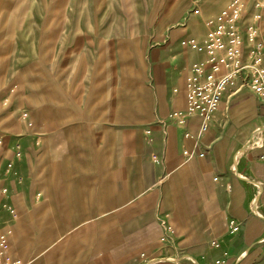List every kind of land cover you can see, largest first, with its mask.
Listing matches in <instances>:
<instances>
[{"label": "rangeland", "instance_id": "374dc122", "mask_svg": "<svg viewBox=\"0 0 264 264\" xmlns=\"http://www.w3.org/2000/svg\"><path fill=\"white\" fill-rule=\"evenodd\" d=\"M231 1L0 0V181L23 179L9 198L16 217L0 211L9 258L131 262L137 247L128 233L137 213L103 210L106 178L97 185L96 177H106L107 151L114 152L115 169L122 167L118 152L130 129H140L147 164L154 163L153 137L144 133L169 125L177 111L163 110L154 67L189 58L181 43L203 34ZM244 1L252 11L253 0ZM173 90L181 91L174 80L167 95ZM15 144L22 155L7 171ZM147 186L148 197L154 185ZM129 188L136 190L137 182Z\"/></svg>", "mask_w": 264, "mask_h": 264}, {"label": "crops", "instance_id": "0c3cea01", "mask_svg": "<svg viewBox=\"0 0 264 264\" xmlns=\"http://www.w3.org/2000/svg\"><path fill=\"white\" fill-rule=\"evenodd\" d=\"M190 54L189 62L180 56L174 65L154 67L156 94L165 112L185 109V77L198 59ZM172 80L181 91L168 96ZM140 92L150 97L143 86ZM169 121L144 133L152 134L154 163L147 164L148 146L140 129H130L123 132L118 152L122 167L115 169L114 152L107 151L106 177L104 172L96 177L97 185L106 178L103 210L133 212L139 218L128 233L129 243L137 247L129 264H264V104L249 92L244 78H238L223 94L205 130L198 117L183 126ZM131 181L137 182L136 190L129 188ZM22 182L17 176L1 179V190L8 191L3 196L0 190L1 203L10 205V196ZM147 183L154 185L148 197ZM0 211L4 212L1 207ZM161 214L168 215L171 227L164 241L157 220ZM230 221L238 225L236 233H230Z\"/></svg>", "mask_w": 264, "mask_h": 264}, {"label": "built area", "instance_id": "2783aa9c", "mask_svg": "<svg viewBox=\"0 0 264 264\" xmlns=\"http://www.w3.org/2000/svg\"><path fill=\"white\" fill-rule=\"evenodd\" d=\"M194 14L199 16L197 8ZM181 45L197 55L198 59L189 65L185 77V109L174 111L169 117L175 125L183 126L188 119L198 117L201 130H205L223 94L234 86L238 78H244L249 92L264 104V0H253L250 12L244 0H232L206 23L203 34L191 37ZM21 117L26 118V114ZM21 155L20 145L15 144L13 159L5 164L7 171L13 169L14 162ZM183 155H186L185 151ZM7 192L6 188L1 190L3 196ZM0 207L12 219L16 217L9 204L1 203ZM157 220L164 231V237L161 238L164 241L171 234L168 215L161 214ZM229 228L230 233L238 231V225L233 221L229 222ZM0 264H21L19 260L8 257L7 241L2 232Z\"/></svg>", "mask_w": 264, "mask_h": 264}, {"label": "bare ground", "instance_id": "6f19581e", "mask_svg": "<svg viewBox=\"0 0 264 264\" xmlns=\"http://www.w3.org/2000/svg\"><path fill=\"white\" fill-rule=\"evenodd\" d=\"M262 130V129H261ZM257 134H259V133H257ZM257 134H254V135H257Z\"/></svg>", "mask_w": 264, "mask_h": 264}]
</instances>
